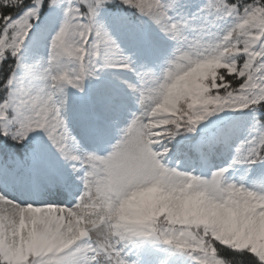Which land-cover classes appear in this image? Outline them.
<instances>
[{"label":"snow or ice","instance_id":"snow-or-ice-1","mask_svg":"<svg viewBox=\"0 0 264 264\" xmlns=\"http://www.w3.org/2000/svg\"><path fill=\"white\" fill-rule=\"evenodd\" d=\"M176 7L191 6L179 0H0V70L7 69L0 75V137L25 146L24 160L0 147V187L15 176L9 164L41 168L45 150L32 147L39 133L80 173L11 181L37 198L61 194L71 206L21 202L0 191V264H132V252L149 244L192 264H264V192L227 175L234 165L264 164V0H202L192 14L201 26L177 19ZM45 8L52 15L39 42L51 39L40 70L26 65L23 53L30 38L38 39L33 29ZM145 21L177 45L159 73L147 60L136 72L114 35L122 32L130 47L151 58L160 50ZM222 21L231 23L221 32ZM105 68L137 76L139 85L128 87L139 113L100 156L82 149L64 109L66 89L83 92L85 80ZM225 111L252 114L232 165L206 178L166 166L178 136L196 134ZM207 133L206 144L202 138L194 145L198 154L234 138L231 127ZM255 182L264 186V175ZM137 195L135 218H124Z\"/></svg>","mask_w":264,"mask_h":264},{"label":"rangeland","instance_id":"rangeland-1","mask_svg":"<svg viewBox=\"0 0 264 264\" xmlns=\"http://www.w3.org/2000/svg\"><path fill=\"white\" fill-rule=\"evenodd\" d=\"M182 4H187L185 1H181ZM180 11L182 16L188 15V8H182L177 7L176 12ZM168 44L169 41H167L165 47L162 48L161 52L158 54L159 59V65L161 67H166L167 65V58H168ZM44 47H41L39 49V53L44 57L45 55V49L46 47L50 46V39H47L43 43ZM124 48V47H122ZM35 54V51L32 53V55ZM126 54V52H125ZM47 60L44 58L40 64H38L39 69L42 70L47 66L46 64ZM132 67L134 66V63H132ZM35 66V65H34ZM108 71L103 70V74L105 76H108ZM120 76V84L118 85L121 87V90L123 89L126 94L123 95L122 91L120 90L119 94H115L111 91H102L97 90L94 93L91 94L93 98V103L95 107L98 109H101L102 115L104 116V122L105 123H97L99 124L97 129L94 131H89L88 129L85 130L84 135L86 136H92V140L94 141V147L87 146L84 140L80 138L78 132H74L73 134L80 140L81 147L83 150H86L88 152H94L96 148L100 153H103L101 150L102 143H106V147L104 150H109L107 153H110L113 146L119 142V140L122 138L125 129L130 125L131 120L134 118V115L138 113V103H137V97L132 93V91L129 89L128 85H139V81L137 79V76L133 72L128 71H121ZM105 141H102V140ZM242 138H240L238 141H234L231 145V147L223 153L224 156H229L231 153H233L234 149L238 145V143L241 141ZM96 143H99V146H96ZM191 149H193L191 147ZM52 159L53 161L58 160L57 153H52ZM61 159V158H60ZM63 165L60 168V171L63 172V174L73 175L76 177H79L80 173L73 171V165L72 163L66 162L62 160ZM222 165V163L220 164ZM222 167V166H221ZM224 168V167H222ZM221 168V169H222ZM209 173H213L214 167L212 165L208 166ZM228 177L231 181L243 185L249 188V190H256L260 192H264L261 185L256 183V179L253 177H245V175L242 172L230 170L228 172ZM77 184L79 185L80 189L82 190V184L79 183V180L77 179ZM2 191V190H0ZM5 194L6 192L3 191ZM8 195V194H6ZM9 196V195H8ZM9 198H15L13 195L9 196ZM18 200V199H17ZM60 199H53L52 201L49 200H43L44 203H55L60 206H71L65 203L63 201L59 202ZM19 201V200H18ZM73 203H75V200H73ZM130 260L132 261V264H189L191 263L190 260H188L185 256L180 255H173L166 249L164 250H157L149 252V248L147 246H144L142 249L137 248L132 252V255L130 256Z\"/></svg>","mask_w":264,"mask_h":264},{"label":"trees","instance_id":"trees-1","mask_svg":"<svg viewBox=\"0 0 264 264\" xmlns=\"http://www.w3.org/2000/svg\"><path fill=\"white\" fill-rule=\"evenodd\" d=\"M189 4H191V7L189 8V14L187 17H179L178 19L180 20H191L192 24L194 26H201L203 25L205 22L202 19H193L192 18V14L194 12L197 11V5H199L202 0H186ZM28 2H30V0H28ZM119 2V0H117V3ZM8 11H13V10H8ZM55 16L57 19V23L55 24V29H58L60 26V22L63 19V15H64V9L60 8V9H56L55 10ZM52 15V12L50 10H48L47 8H45L42 12L41 15V20L37 23V27H35L33 29V32L35 34H37L38 39L37 40H32L30 38V40L26 43V47H25V51L23 53V58H24V63L27 65V62L25 61V56L27 55V53L30 51V49L35 48L37 46H39L41 43L39 42V34L44 30L43 26L45 24V22L47 21L48 17ZM177 16H179V13L176 14ZM104 18V16L102 15V19ZM150 32V35L152 37V39L156 42V44L158 45V40L157 38H161V36H163L158 30H155L147 21L144 22ZM231 21H222L219 22V27H218V31H224L225 29H227L230 25ZM54 34V31L53 33ZM119 34L124 36V34L122 32L119 31ZM196 35V33L190 32L189 36L194 37ZM51 38V36H48ZM174 43V42H173ZM176 44L174 43V48H176ZM133 61H137L138 64L141 66L143 65V60H147L148 57H146L145 55L135 51L132 47H130L129 49V55H128ZM106 70H110L111 72V78H105L102 74V71L97 72V77L98 78H93V79H87L84 82V91L80 92L76 90V94L79 93L81 98H83L85 95H87V99L85 101H83V103H85L84 107H81L80 110L78 111L79 114L81 115H85L89 112V106H88V90L87 89H96V88H108L112 82L115 81H119L120 78V73L118 69H114V68H105ZM5 72H7V69L4 70H0V75H3ZM71 90H73V88L68 87L66 89V100H67V104L70 105V107L72 106L71 102L75 101V98L77 99L78 96L75 94H71ZM261 119H264V115H261L260 117ZM252 125V114L251 113H238V112H230V111H225L224 113H220L216 116H213L212 118H210L206 123L202 124L200 126L199 131L189 137H185V136H179V137H184L187 139H196L198 141H201V139L203 138L204 141L208 140V133L207 130L208 129H213L216 130L217 127H231L233 130V134L234 137H239L242 136V141L245 140L248 136V129L251 127ZM39 139L36 141V143H34L32 145L33 148L40 146L42 141L45 140V143H47L46 137H44L43 133H39L37 134ZM0 142L8 144L12 149H14L16 156L21 159L24 160L25 159V146L24 145H14L13 142L11 140H5V138L0 137ZM224 146V144H220L219 147L222 148ZM47 149H51L50 144L46 145V150ZM210 155V154H209ZM0 156H2L0 154ZM46 158L48 157L47 154L45 153L44 155ZM236 154L233 155V159L235 158ZM206 158H208V156H206ZM232 159V161H233ZM232 161L229 163L230 165H232ZM3 161L0 160V163H2ZM229 165V166H230ZM233 167L237 168V169H241V168H248L250 167L247 164H239V165H234ZM254 172L256 174V177H260L261 175H264V164H256V167H254ZM198 175V174H196ZM264 187V186H263ZM150 245V244H149ZM152 246V245H151ZM154 247V246H153Z\"/></svg>","mask_w":264,"mask_h":264},{"label":"clouds","instance_id":"clouds-1","mask_svg":"<svg viewBox=\"0 0 264 264\" xmlns=\"http://www.w3.org/2000/svg\"><path fill=\"white\" fill-rule=\"evenodd\" d=\"M140 196H135L123 210L124 218H135L134 214L140 209Z\"/></svg>","mask_w":264,"mask_h":264}]
</instances>
